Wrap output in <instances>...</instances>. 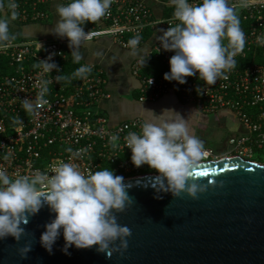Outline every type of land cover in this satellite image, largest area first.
Segmentation results:
<instances>
[{
  "label": "built area",
  "instance_id": "2783aa9c",
  "mask_svg": "<svg viewBox=\"0 0 264 264\" xmlns=\"http://www.w3.org/2000/svg\"><path fill=\"white\" fill-rule=\"evenodd\" d=\"M151 1L159 7L157 14L146 0H112L107 15L95 24L83 26L90 33L83 43L110 39L123 50L148 46L149 52L135 58L130 67L140 83L138 102H155L174 91L200 113H230L244 132L227 138L228 155L248 161L256 151L264 152V44L257 41L258 36H264V0H229L238 9L246 42L234 57L236 67L227 73L228 78L218 79L213 85L195 76L186 78L183 85L163 79L173 53L159 51L156 37L162 35L160 29L176 21L169 0ZM60 2L69 0H16L19 15L15 19L9 16V21L47 26ZM164 11L169 15L165 16ZM137 33L141 40L134 47L128 42ZM67 48L66 39L53 35L50 39L14 38L7 48L0 49V168L12 178L31 177L37 172L52 174L60 161L73 163L85 174L95 172L102 160L113 162L120 157L122 164H131L125 137L130 131L138 132L143 119L135 118L115 126L108 124L98 109L100 102L110 98L105 90L106 80L103 72L94 66L84 79L73 78L71 83L57 81L58 75L72 74L66 69V64L74 60ZM49 54H53L51 62L58 71L48 73L34 67L36 61L44 60ZM149 57L163 68L159 76L141 74V61ZM44 80L48 81L47 103H37L34 112L27 113L21 101H35ZM197 87L203 90L200 94ZM112 135L118 140L111 141ZM208 161H215V157L210 149L204 148L200 162Z\"/></svg>",
  "mask_w": 264,
  "mask_h": 264
},
{
  "label": "clouds",
  "instance_id": "9594fccd",
  "mask_svg": "<svg viewBox=\"0 0 264 264\" xmlns=\"http://www.w3.org/2000/svg\"><path fill=\"white\" fill-rule=\"evenodd\" d=\"M169 3L176 23L160 29L162 35L156 37L159 51L173 53L163 79L178 85L193 76L207 85L221 78L226 80L227 73L236 67L234 57L246 42L237 7L229 0H169ZM111 4L112 0H69L56 4L57 19L51 34L67 40L75 62L82 60L79 49L90 35L83 26L95 24L107 15ZM17 9L16 0H0V49L7 48L15 38L9 30V16L15 19L19 15ZM140 40L137 33L128 43L135 47ZM257 41L264 44V36H258ZM52 55L36 61L34 67L48 73L58 71L57 65L51 62ZM146 61L142 60V65ZM91 70L90 65L82 64L71 76L58 75L55 79L71 83L73 78H86ZM202 91L201 87L196 88L197 94ZM47 92L48 81H41L36 100H22L23 109L33 113L37 103H47ZM143 110L150 115L143 119L138 132L130 131L125 137L130 162L136 168L147 166L157 173L152 182L154 198L161 199L160 193H170L172 197L185 193L195 198L205 191L203 185L189 182L204 154L203 142L191 129L190 118L196 111L185 118L172 109H164L159 114ZM14 119L18 121L19 117ZM110 140L114 142L118 137L112 135ZM127 187L123 177L107 167L85 174L73 163L60 161L52 174L37 172L31 177L17 175L15 178L0 168V240L12 237L19 242L28 234L24 226L29 218L47 206L54 218L44 225L39 237L46 252L51 253L57 238L62 236L61 251L65 254L69 247L92 246L107 258L113 253H123L130 229L117 222L116 214L123 212L132 201ZM30 249V243L19 249L21 259L26 258Z\"/></svg>",
  "mask_w": 264,
  "mask_h": 264
},
{
  "label": "water",
  "instance_id": "95a60500",
  "mask_svg": "<svg viewBox=\"0 0 264 264\" xmlns=\"http://www.w3.org/2000/svg\"><path fill=\"white\" fill-rule=\"evenodd\" d=\"M156 175L124 180L132 199L117 213L130 229L127 248L107 258L96 251L69 247L59 236L48 253L39 243L44 225L54 218L47 206L30 217L19 242L0 240V264H264V165L239 157L199 162L189 182L203 185L195 198L185 193L156 199ZM31 244L26 258L19 249Z\"/></svg>",
  "mask_w": 264,
  "mask_h": 264
},
{
  "label": "crops",
  "instance_id": "0c3cea01",
  "mask_svg": "<svg viewBox=\"0 0 264 264\" xmlns=\"http://www.w3.org/2000/svg\"><path fill=\"white\" fill-rule=\"evenodd\" d=\"M146 1L157 14L159 7L151 0ZM56 19L54 15V19L49 22V25L35 26L46 28L51 33ZM9 23L16 24L12 22ZM66 50L69 53L71 52L69 48ZM79 51L83 57L79 62L80 66L82 64H88L103 72L104 79L106 80L105 90L110 98L100 102L98 109L105 115L110 126H115L121 122L135 118L144 119L150 114H146L143 109L152 110L156 114H159L164 109H172L185 118L196 111L190 118L192 133L203 142L204 148L215 149L224 155L229 153L227 138L230 135H238L244 132L242 126L232 114L227 112L217 114L200 113L194 106L185 104L174 91H169L162 95L160 99L155 102H138L140 83L138 79L131 74L130 67L135 58L141 57L149 52V48L146 45L141 46L137 50H123L110 39H98L81 44ZM157 64L159 66L158 74H161L163 68H161L159 63ZM126 71L129 75L127 80L124 79V72L126 73ZM130 95L132 98H130ZM222 131L226 133L225 142L223 144L214 145V141L210 139L213 143L208 145L207 138L214 137L217 132Z\"/></svg>",
  "mask_w": 264,
  "mask_h": 264
},
{
  "label": "flooded vegetation",
  "instance_id": "af4514ba",
  "mask_svg": "<svg viewBox=\"0 0 264 264\" xmlns=\"http://www.w3.org/2000/svg\"><path fill=\"white\" fill-rule=\"evenodd\" d=\"M210 150L212 151V153L215 157V160H219V159L226 158V157H231L228 155V153L226 155H224L222 153H219L215 149H210ZM262 155H264V152L256 151L253 154V156L251 157V159H249L248 161L256 162L258 164L264 165V162H262V160L257 159V158L261 159ZM122 159L123 158L119 157L117 160H115L113 162H109L106 160L99 161L96 171L100 170L101 168L107 167L110 170H112L115 175L122 176L123 181L128 180V179H132V178L142 177V176L157 175V173L155 171L149 169L147 166H141L139 168H136L132 165V163L131 164H129V163L122 164Z\"/></svg>",
  "mask_w": 264,
  "mask_h": 264
},
{
  "label": "rangeland",
  "instance_id": "374dc122",
  "mask_svg": "<svg viewBox=\"0 0 264 264\" xmlns=\"http://www.w3.org/2000/svg\"><path fill=\"white\" fill-rule=\"evenodd\" d=\"M9 30L10 33H12L15 38H20V39H43V38L50 39L53 37V35H51L48 29L38 27L35 25H16V24L14 25L9 23ZM128 78L129 75L126 71V73L124 72V79L127 80ZM130 98H132L131 95ZM210 139L214 141V145L223 144L226 140V133L223 131L217 132L214 135V137L207 138L208 145L213 143L211 142ZM261 160L262 162H264V155H262Z\"/></svg>",
  "mask_w": 264,
  "mask_h": 264
},
{
  "label": "trees",
  "instance_id": "16d2710c",
  "mask_svg": "<svg viewBox=\"0 0 264 264\" xmlns=\"http://www.w3.org/2000/svg\"><path fill=\"white\" fill-rule=\"evenodd\" d=\"M169 12L168 11H164V15L168 16ZM146 63L145 65H143L142 67V72L141 74L143 76H150V75H159L158 71H159V66L157 64V60H155L153 57H149L146 59ZM78 67H80L79 63L75 62L74 60H71L68 64H66V69L68 71H75V69H77ZM68 71H66V74L68 73ZM258 160H261L259 158H257ZM260 162V161H259Z\"/></svg>",
  "mask_w": 264,
  "mask_h": 264
}]
</instances>
